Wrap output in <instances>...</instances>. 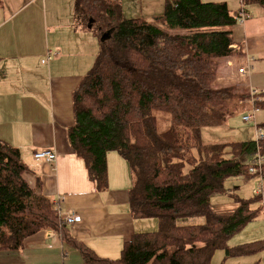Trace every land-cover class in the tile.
<instances>
[{
	"label": "trees",
	"instance_id": "16d2710c",
	"mask_svg": "<svg viewBox=\"0 0 264 264\" xmlns=\"http://www.w3.org/2000/svg\"><path fill=\"white\" fill-rule=\"evenodd\" d=\"M242 7L264 0H241ZM75 17L95 23L100 50L92 69L73 93L74 125L67 141L85 163L99 193L108 189L107 156L116 152L129 165L131 214L156 219V232L135 234L119 260L100 258L75 239L39 183L25 180L20 151L0 140V252L21 251L28 238L56 233L85 264H213L226 258L264 253V241L229 248L230 239L258 218L251 201L235 199L233 214L213 210L212 198L225 193L228 179L250 175L264 140L208 144L205 128H215L242 112L249 98L235 86L215 87L220 68L234 49L239 14L226 2L166 0L164 14L149 22L124 19L119 0H76ZM264 110V102L258 105ZM157 114L169 121L161 132ZM258 128L264 131V123ZM264 174V165L262 167ZM204 217L201 225H181ZM224 264V263H223Z\"/></svg>",
	"mask_w": 264,
	"mask_h": 264
},
{
	"label": "crops",
	"instance_id": "0c3cea01",
	"mask_svg": "<svg viewBox=\"0 0 264 264\" xmlns=\"http://www.w3.org/2000/svg\"><path fill=\"white\" fill-rule=\"evenodd\" d=\"M205 1L226 2L233 12L249 14L244 23L233 27V48L242 50V56L227 59L219 73L226 80L241 81L245 93L259 90L264 102V8L256 4L243 8L241 0ZM119 3L126 19L157 17L156 0ZM75 6L76 0H0V140L20 151L28 167L24 177L32 188L40 183L43 194L58 204L63 215L81 218L71 227V235L100 258L115 261L135 234L156 232L158 221L132 216L133 178L122 156L108 153V189L99 193L85 163L68 144L67 130L74 125L73 93L99 52L96 35L75 17ZM249 64L251 72L239 74ZM42 150H54L57 161L35 160L34 153ZM218 196L212 198L213 210L233 214L239 197L227 202ZM216 255L222 258L223 251L214 255L213 264ZM241 257L240 261L232 258V264H251V255ZM223 263L227 264L225 258ZM0 264L85 263L56 233L43 231L28 238L21 251H1Z\"/></svg>",
	"mask_w": 264,
	"mask_h": 264
},
{
	"label": "rangeland",
	"instance_id": "374dc122",
	"mask_svg": "<svg viewBox=\"0 0 264 264\" xmlns=\"http://www.w3.org/2000/svg\"><path fill=\"white\" fill-rule=\"evenodd\" d=\"M206 2L205 0H203ZM156 4L158 9H156L155 13L158 16H161L164 14L165 11V0H156ZM121 6V5H120ZM135 12L132 11L131 18L133 17V14ZM123 16V15H122ZM124 18V17H123ZM141 18V17H139ZM126 19V18H124ZM143 19V18H142ZM149 22H153V20H149ZM84 24V23H82ZM88 32L93 34L94 36L96 35L98 39V44H99V50H100V40L102 41L103 36L99 38L98 33L100 34L99 29L97 28V25L95 23L92 24V27H87ZM111 35V33H110ZM242 82L238 81V79H224L222 75L219 73V78L217 83L215 84V87H227V86H235L238 89L241 90V92L245 93L244 90L241 89L242 87ZM250 91V90H249ZM248 91V93H249ZM246 93V94H248ZM248 96V95H247ZM247 109V107H245ZM251 114V111H245L240 114H237L233 117H231L228 121L227 124L223 123L221 126L215 127V128H205L203 130V141L208 144H226V143H239L243 142V139H250L255 138V132H256V127L253 123L247 124L243 122V117L248 116ZM158 118V126L161 132L166 131L170 124L169 121L162 115V114H157ZM256 125L258 126L259 124L264 123V111L261 112L260 110L256 113ZM241 132V133H239ZM240 134H242L240 136ZM254 136V137H253ZM115 156H117L115 154ZM119 156V155H118ZM129 166V165H128ZM256 179V180H255ZM259 177H253V178H232L228 179L227 182L225 183V193L219 194L218 197H221L222 200H225L227 202L233 200L234 196H238L242 200H248L251 201L255 198L257 195L258 191V186H259ZM232 195H231V194ZM230 195V197H229ZM253 209L260 210L258 218L254 220L252 223L247 225L240 233L236 234L233 236L229 243L228 247L231 248L230 245L233 244H238V246L241 245H246V244H251V243H256V242H261L264 241V204L263 202H256L251 206ZM205 223V218L204 217H198V218H190V219H184L182 220L179 224L181 225H201ZM159 229V223H158V228ZM230 244V245H229ZM233 247V246H232ZM236 247V246H235ZM222 251V250H221ZM218 252V251H217ZM216 252V253H217ZM215 253V254H216ZM252 257V262L251 264H264V253H258L251 255ZM224 258L227 262V264H232L233 259L232 258H226V252L223 251V256L222 258H219V255L215 256V262L214 264H223ZM240 258H236L234 260H242ZM247 262V261H246Z\"/></svg>",
	"mask_w": 264,
	"mask_h": 264
},
{
	"label": "built area",
	"instance_id": "2783aa9c",
	"mask_svg": "<svg viewBox=\"0 0 264 264\" xmlns=\"http://www.w3.org/2000/svg\"><path fill=\"white\" fill-rule=\"evenodd\" d=\"M249 18V14L244 10L239 13L238 23L242 24ZM251 62V61H250ZM252 64H249L246 68H241L239 74L248 75L252 70ZM249 98L241 104L246 105V111H251V114L243 117V122L250 124L253 123L256 126L255 138L257 142L264 140V131L259 129L256 125V113L260 110L258 105L263 102L261 92L256 89H251L248 93ZM57 153L54 150H42L34 153V159L38 162L55 163L57 161ZM264 165V157L259 154L255 157L249 168L250 175H257L260 178L257 194H262L264 191V174L262 167ZM56 210L63 219L64 224L68 225L71 229L72 226L81 222V218L75 215H63L58 204L55 206Z\"/></svg>",
	"mask_w": 264,
	"mask_h": 264
},
{
	"label": "water",
	"instance_id": "95a60500",
	"mask_svg": "<svg viewBox=\"0 0 264 264\" xmlns=\"http://www.w3.org/2000/svg\"><path fill=\"white\" fill-rule=\"evenodd\" d=\"M110 37V33H107L103 36L102 41H105L106 39H108Z\"/></svg>",
	"mask_w": 264,
	"mask_h": 264
}]
</instances>
